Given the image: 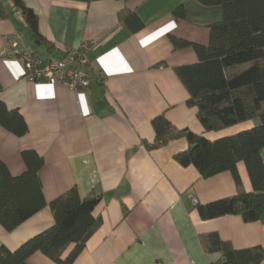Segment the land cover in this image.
Returning <instances> with one entry per match:
<instances>
[{
	"label": "crops",
	"instance_id": "0c3cea01",
	"mask_svg": "<svg viewBox=\"0 0 264 264\" xmlns=\"http://www.w3.org/2000/svg\"><path fill=\"white\" fill-rule=\"evenodd\" d=\"M38 16L43 42H38L13 0H0V52L4 37L24 35L28 51L42 59L66 61L89 81L73 90L63 83H31L21 62L0 57V101L18 111L28 128L17 136L0 125V161L13 177L27 171L24 152L44 159L39 176L48 203L73 188L82 199L100 196L94 217L101 227L73 264H217L221 254L204 250L202 236L217 233L234 249L264 247V222L247 223L239 215L203 221L196 209L233 197V175L203 178L183 167L175 156L188 149L186 139L153 150L152 122L165 116L180 130L210 140L236 135L257 123L220 133H206L197 109L187 106L189 94L175 68L195 65L193 47L175 48L171 38L207 47L210 27L223 20L221 7L196 0H24ZM184 7V17L174 12ZM124 11L143 23L138 32L120 21ZM84 49L87 63L72 61ZM242 188L254 191L244 163L238 164ZM50 206L12 232L0 225V246L17 250L50 229ZM73 250L68 249L65 257ZM28 264H54L41 253ZM264 264V262L262 263Z\"/></svg>",
	"mask_w": 264,
	"mask_h": 264
},
{
	"label": "trees",
	"instance_id": "16d2710c",
	"mask_svg": "<svg viewBox=\"0 0 264 264\" xmlns=\"http://www.w3.org/2000/svg\"><path fill=\"white\" fill-rule=\"evenodd\" d=\"M196 1L205 7H221L223 20L210 27L207 47L171 38L175 48L193 47L199 57L195 65L175 68L190 97L187 106L197 109V118L208 134L245 123L257 124L236 135L210 140L190 130L177 129L165 116H159L152 122L155 142L148 148L157 150L172 141L186 139L188 149L175 156L181 166L195 167L205 179L223 172L233 175L237 194L197 206L201 220L239 215L247 223L264 222V0ZM13 3L22 12L33 37L43 42L35 12L25 6L24 0H13ZM174 15L183 18L184 7L176 9ZM0 17H5L2 6ZM120 21L133 33L143 28L136 13L124 11ZM0 125L17 136L28 132L22 115L9 111L2 101ZM22 156L27 171L19 177H13L0 161V225L12 232L47 206L53 212L55 224L15 251L0 246V264H28V259L38 252L54 264H73L102 225L93 215L101 197L82 199L73 188L48 203L39 176L44 159L36 152H24ZM239 163L246 165L252 193L242 188ZM202 245L207 253L222 255L217 264L264 262V247L236 250L217 233L203 235ZM72 246V252L65 257Z\"/></svg>",
	"mask_w": 264,
	"mask_h": 264
},
{
	"label": "built area",
	"instance_id": "2783aa9c",
	"mask_svg": "<svg viewBox=\"0 0 264 264\" xmlns=\"http://www.w3.org/2000/svg\"><path fill=\"white\" fill-rule=\"evenodd\" d=\"M4 43L6 47L0 52V57L4 60L21 62L24 67L25 80L31 83H63L73 90L89 87V81L65 60L52 61L44 65L42 59L35 57L28 51L22 33L17 32L4 37ZM83 50L72 52V61L74 59L80 65L86 64L87 58Z\"/></svg>",
	"mask_w": 264,
	"mask_h": 264
}]
</instances>
